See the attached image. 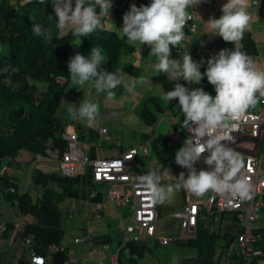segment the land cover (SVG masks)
I'll list each match as a JSON object with an SVG mask.
<instances>
[{
    "label": "trees",
    "instance_id": "1",
    "mask_svg": "<svg viewBox=\"0 0 264 264\" xmlns=\"http://www.w3.org/2000/svg\"><path fill=\"white\" fill-rule=\"evenodd\" d=\"M114 1L116 3L110 9L113 12L112 18L122 26L123 7L128 9L131 0H112ZM136 1L137 7H140L139 1L145 4V0ZM217 1L208 0L201 5L209 6ZM54 15L52 5L46 1L41 4L39 0H0V70L10 66L8 72L0 71V105L7 107L5 118L0 119V125L4 127V131L0 133V169L6 161L17 162L21 153L44 158L49 152H57L58 157L62 158L68 149L66 132L70 126H73L82 145H92L86 152L89 158L92 160L98 158L96 151L100 150L99 145L105 144L104 139L99 141V134L91 128L87 129L75 124L72 118L58 115L63 99L70 90L67 62L71 57L81 54L87 58L91 48L99 46L105 50L106 64L103 66L105 70L111 72L122 69L125 83L126 78H137L142 72V65L136 67L131 62L136 47L123 34L103 27L102 31L97 30L86 37H80V40L72 35V29L60 37L55 27ZM101 20L104 26V21L102 18ZM32 22H39L46 28H51V42L33 36ZM240 43L243 45L242 50L255 61L258 49L250 30L245 32ZM219 45L221 49L234 47L232 43L224 42L222 38H219ZM196 50L188 53L193 57L195 54L204 55L196 53ZM142 62H145V59ZM206 67V64L201 67L202 73ZM13 68L18 71L13 73ZM60 78L63 79V83L58 82ZM9 80L11 83H8ZM36 81L44 84L42 89L36 85ZM196 88H202L214 97V88L206 77ZM124 90L123 86H118L114 91L120 95ZM177 105L178 100L167 104L158 96H149L142 103L138 113L140 122L152 129L150 134L140 133L138 137L143 143L148 144L153 160L161 167L175 165V152L188 138L179 117H175L170 134L157 132L156 124L159 118L171 116L169 109H179ZM262 106L260 103L247 113L257 114ZM85 167L83 174L73 176H65L60 172L45 173L37 169L34 186L39 188L35 201L27 192L18 195L11 193L8 179L0 178V192L13 209L15 216L13 222L3 224L5 232L2 239L8 240L9 232L15 225L20 228L13 243L21 254L14 264H33L32 251L43 257L44 264L72 263L70 250L64 245L68 231L65 218L64 221L62 219L64 205L83 200L94 206L102 199V193L96 191V188L100 187L99 184L93 182L91 165ZM181 170L187 174L186 169ZM177 182L160 181L162 185H174ZM180 191L185 201V190ZM163 205L164 203H156L158 218L163 217L161 214ZM88 213L90 216L91 212ZM228 215L222 214L214 221L205 211L199 213L195 237L175 241L179 246L189 248L193 252L191 256L185 257L181 264H226L222 253L234 239L229 231L230 225L225 226L223 222L230 218ZM250 233L254 239L252 247L257 252L252 256L251 264H264V227L253 224ZM79 243V240H75L76 245ZM52 246L58 249L50 253L48 250ZM148 252L150 253V247L141 239L127 240L118 251L116 264H139ZM230 261L236 264L243 263L235 254L230 257Z\"/></svg>",
    "mask_w": 264,
    "mask_h": 264
},
{
    "label": "clouds",
    "instance_id": "2",
    "mask_svg": "<svg viewBox=\"0 0 264 264\" xmlns=\"http://www.w3.org/2000/svg\"><path fill=\"white\" fill-rule=\"evenodd\" d=\"M39 2L44 4L45 0ZM207 2L151 0L147 6L137 7L133 4L122 17L120 29L123 36L131 43L149 47V55L155 58L154 69L158 74H165L169 81L183 80L187 84H199L206 77L215 91L213 97L202 88L189 90L177 82L173 90L163 92L168 104L178 100L177 106L183 116L181 126L189 130L192 136L186 138L175 152V164L186 169L187 173L181 172L176 184L162 185L160 175L155 170L136 177L153 204L165 203L180 190L197 197L212 191L240 200L251 199V185L242 176L244 158L229 146L235 143L231 133L239 130L242 117L249 109L264 103V71L258 70L253 57L242 50L243 45L240 43L251 27L250 0H227L220 9V17H210L207 21L210 35L219 36L234 47L222 49L209 58L203 73L201 67L205 62L193 61L188 51L178 59L169 58V46L178 47L185 39V26L192 19L190 10ZM254 2L258 10L260 0ZM51 3L56 17L55 27L63 30L69 24L72 25V35L79 40L97 30L102 31L104 26L101 18L108 16L113 6L112 0H94L92 3L87 0H51ZM31 32L33 36L51 42V28L32 22ZM201 46H204L203 43ZM105 64V50L94 46L87 58L76 54L69 59L67 79L80 87L91 82L97 93H106L109 99L116 95L114 90L118 86L134 92L137 84L145 82L144 77H137L132 78L131 85L126 84L122 69L109 72L103 67ZM9 67L0 71L8 72ZM17 71L12 69L13 73ZM68 112L73 119L81 118L90 123L99 114V105L83 101L78 107L71 104ZM198 161L208 166V170H198L195 167Z\"/></svg>",
    "mask_w": 264,
    "mask_h": 264
},
{
    "label": "built area",
    "instance_id": "3",
    "mask_svg": "<svg viewBox=\"0 0 264 264\" xmlns=\"http://www.w3.org/2000/svg\"><path fill=\"white\" fill-rule=\"evenodd\" d=\"M151 0H145V6L150 4ZM123 15L128 11L123 7ZM192 19L185 26V39L181 44L187 45L188 42L197 32L198 19L194 15L193 8L190 10ZM170 51L179 54L182 53L180 46H169ZM201 53V52H199ZM198 53V54H199ZM59 83H63V79H58ZM262 109L257 114L246 113L239 122V130L232 132L235 143L230 144L234 150L239 152L243 158L245 167L242 170V176L246 177L251 185V199L240 200L230 195L221 196L215 192L209 191L203 196L197 197L186 191V201L179 211L171 217L180 223L183 235L186 239L195 237L198 215L202 211L208 214V217L214 221L222 214H229V219L223 222L230 225L229 231L233 235V241L229 247L224 250L222 256L226 260V264H236L230 261L232 255H236L243 263L251 264L252 256L257 252L254 251L252 243L254 239L250 233V227L258 218V211L264 203V175L261 173V167L264 164V153L261 152V142L264 138V103ZM175 122V121H174ZM107 134L105 129L100 131V138L103 139ZM188 138L192 133L186 129ZM66 140L68 141V149L59 158L57 152H49L52 159L58 162V171L65 176H73L75 174V166L77 163L83 165H91L93 174V182L97 184L110 185H130L131 189L128 193H120L118 191H109L106 198L110 202H120L125 200L130 206V216L128 225L125 229L123 244L127 240L138 241L140 236L135 235L137 231H143L148 237H154L156 226L158 223L156 204H153L148 193L143 189L138 181H133L127 162L138 156L139 149L145 156L149 155V148L144 143L138 148H131L117 158H100L90 159L86 154L82 143L78 140L76 132L67 130ZM206 155V154H205ZM198 170H208V166L198 161L195 164ZM7 168L3 166L0 169V178L6 177ZM13 193V189H10ZM20 228L15 225L9 232L8 240L13 241ZM5 232L4 225L0 229V235ZM161 243H170L167 239L160 240ZM29 243H27L28 245ZM57 247L52 246L48 252L57 251ZM31 261L33 264H44L43 257L31 252ZM111 261L116 264V257L112 256ZM72 264V263H71Z\"/></svg>",
    "mask_w": 264,
    "mask_h": 264
},
{
    "label": "crops",
    "instance_id": "4",
    "mask_svg": "<svg viewBox=\"0 0 264 264\" xmlns=\"http://www.w3.org/2000/svg\"><path fill=\"white\" fill-rule=\"evenodd\" d=\"M226 2L227 0H218L212 5L203 6L204 8L203 7L193 8L194 15L199 21V27L197 29L196 34L193 36V39L191 40V44L189 47L188 44L179 45L181 50H183L182 54L185 51L188 52L191 51L190 47L192 45L196 46L195 48L197 49L196 53L201 52V54L205 55V56L201 55V57L211 58L212 56L216 55L220 50H222L219 45L220 37L216 35H210L209 34L210 29L208 28L206 23L210 17L217 19L220 17V15L222 14L220 9L222 5ZM249 12L251 15L250 31L253 35L254 41L258 49V57L255 59V63L258 70L264 71V0H260V6L258 10L256 9L254 0H250ZM202 43L204 46H201ZM194 57H198V55L195 54ZM135 60L136 59H134V61L131 60V62L134 63ZM115 117H117V115ZM175 117L178 118L179 116L175 115ZM175 117L172 116V118H169V122L174 123V121L176 120ZM70 129L74 131L73 126L72 127L70 126L69 130ZM106 131H107V135L104 138L105 144L102 146L99 145L98 148L100 150L96 151V155H97L96 157H98L97 159L117 158L123 152L131 148H136V147L138 148L140 146L138 144L137 145L129 144L127 146H124V140L122 134L121 137L118 138L119 135L115 134L114 136H110V132L108 130ZM140 133L141 132L134 131L133 138H137L140 140V138L138 137ZM145 144L148 146L147 143ZM91 146L92 145L89 146L83 145L85 152H87L88 147ZM261 152L264 153V138L261 142ZM140 155H142L143 158H149L150 152L148 156H145L143 153L142 154L138 153V156L134 157L128 162L134 160L138 165H141V161L139 160ZM128 162L127 165L129 167L132 180L137 181L136 179L137 176H134V173L131 172L132 170ZM77 165L78 163L75 166V174H80V175L83 174L85 172L86 167L84 170H82L81 166L77 167ZM4 166L7 168L5 176L10 182L11 189H13L14 193L16 194H22L25 192L30 194L29 191L31 188H34L36 194L38 193L39 187L34 186L35 172L37 171V169L42 170L45 173L59 172L57 160L52 159L49 153L44 158L40 156L33 157L27 153H21L17 159V162L6 161L4 163ZM170 180L171 179L168 178L160 179V181H170ZM99 186L100 187L96 188V191L102 193V199L99 203L95 204L94 206L93 204L91 205L87 201H83V200H77L71 203H66L64 205L63 214H64L66 226L67 228H69V232L70 233L72 232L71 236L66 235L64 245L66 248L68 247L70 250L69 253L70 256L72 257L71 260L72 264H113V262L111 261V257L115 256L117 258L118 251L123 245V241H122L121 246L117 247L119 241L124 239L125 236V232L123 231L124 229H126L128 219L131 213L130 206L128 202L125 200H121L120 202H110L107 200L106 195L108 194L109 191H118L122 194L124 193L129 194L131 187L130 185L127 184L125 185L99 184ZM112 187H116V188H112ZM104 190L106 191L105 194H104ZM172 198L173 199L169 201L170 204H168V202L166 201L163 205V208L161 209V214L163 215V217L161 216V218L160 217L158 218L155 235L158 232L161 222L166 220L165 217L166 214L170 213L168 218L173 220L171 216L177 211H179L181 207L185 204L186 194H185V201H183L181 191H177L172 196ZM1 203L2 201L0 197V204ZM171 207L175 209H172ZM262 208H264V203L261 209L258 211V218L254 223V226L258 225L264 227V209ZM88 211L91 212L90 216L89 213L87 214ZM5 223L8 222H4V224ZM120 232L124 233L123 238H122L123 234L119 236ZM135 235L140 236V239L142 240L141 231H137ZM154 237H149V238H154ZM184 239L186 238L183 235V238H181V240ZM75 240H79L80 243L76 245ZM0 241L3 242L0 243V247L5 248L7 251V252H3V251L1 252L0 264H8L10 262L14 264L17 258L21 254L19 253V249L15 248V245L13 241H11V239L3 240L2 236L0 235ZM149 241L150 240H148L147 242ZM144 242L147 244L146 241Z\"/></svg>",
    "mask_w": 264,
    "mask_h": 264
},
{
    "label": "rangeland",
    "instance_id": "5",
    "mask_svg": "<svg viewBox=\"0 0 264 264\" xmlns=\"http://www.w3.org/2000/svg\"><path fill=\"white\" fill-rule=\"evenodd\" d=\"M45 1L47 2V4L52 5L51 0H45ZM87 2L92 3L94 2V0H87ZM136 2H137L136 0H131V3L130 4L128 3L127 10H129L133 4L136 6ZM142 2L143 1H139V6L143 5ZM115 3H116L115 1L112 2V5H114ZM196 7L202 8L203 6L200 4ZM97 12L98 13L100 12L99 7H97ZM112 14L113 12L112 10H110L108 16H103L104 27L106 29L114 30L119 34H122L120 29L122 26L121 24H117V21L114 18H112ZM72 28L73 26L69 24L63 30L58 29L57 34L60 37H62L66 35V33ZM132 44L137 49L136 54H134V58L131 59L132 61L136 59L135 62L132 64L136 67L142 65V72L138 77L145 78V82L143 84H137L134 89V92H129L125 89L122 94L120 95L116 94L113 98L109 99L106 93H97L95 88L92 86L91 82H86V84L83 87L73 85L70 82L69 84L70 90L63 99L62 106L58 110V115L64 118H72V116L68 112V109L71 106V104H74L76 107H78L79 104L83 101L97 103L99 105V114L97 115L94 121L89 123L85 119L76 118L74 119L75 121L73 122L87 129L91 128L99 135L102 129L108 130L110 132V136H114L116 134L119 135L118 138H120L122 134L124 140V146H127L129 144L141 145L143 143L141 139L139 140L137 138H133L134 131L150 134L152 130L151 128H148L145 125H143L138 117L140 107L142 103L145 101V99L148 98L149 96H158L166 102L163 92L166 93L168 91L173 90L175 83L179 82L185 87L189 88V90L195 89L198 84H187L183 80L169 81V79L165 74L163 73L158 74L155 71L154 64L156 61L154 57L149 55L150 52L149 47L147 45L140 46L139 44H134V43ZM195 48L196 46L192 45L190 47V50L194 51L193 49ZM143 54L146 55L143 56ZM182 55H183L182 53L176 54L171 51V55L169 58L178 59ZM191 57L195 62L204 61L205 63L202 65V67L205 66L206 61L208 60L207 58H203L201 56L193 57L191 55ZM144 59L145 62L141 63V61H143ZM132 78L135 77L126 78L127 79L126 84L131 85ZM35 83L40 89H42L44 86V84L41 82L36 81ZM171 102H169V104ZM6 108L0 105L1 120L3 117L5 118L6 116ZM169 113L171 116H166L165 118L162 117L159 118L156 124L157 132H164L169 134L171 133V130L173 128V123L169 122V118H172V116L173 117H175V115L179 116V118L183 120L182 113L180 112L179 109L170 108ZM112 114L114 115V117ZM116 115L117 117H115ZM3 131H4L3 125H0V133ZM102 140L103 139L101 138L99 139V141ZM139 153L142 154V149H139ZM139 160L141 161V165H138L134 160L128 162L132 170L131 172L134 173V176L143 175L151 170H155L160 175V179L168 178L173 181H178L177 178L179 177V174L182 172L181 167H179L176 164L169 167L156 166L151 154L149 158H143L142 155H140ZM78 166H81L82 170L85 169V166H83V164L81 163H78L77 167ZM261 173L264 175V164L261 167ZM112 188H116V187H112ZM105 190H104V194L106 193ZM29 192H30V196L32 197V200L35 201L36 192L34 188H31ZM0 197L2 201V203L0 204V229H1L4 222L11 223L14 221V211L12 210V208H10V205L4 201L1 192H0ZM171 199L173 198L171 197L167 200L168 204H170L169 201ZM169 215L170 213L165 215L166 220L161 222L158 232L156 233L154 238H149L144 234L143 231L141 232L143 241L147 242L148 240H150L149 242H147V245L150 247V253L148 252L145 255V257L139 261V264H181V261L185 257L191 256L193 254L191 249L181 247L175 242L176 240L181 241V238H183V231L181 229L180 223L178 221L175 220L173 221L169 219L168 218ZM62 219L64 221V216H62ZM67 230L68 231L66 235L71 236L72 232L71 233L69 232V228H67ZM123 232H125V229ZM123 232L122 233L120 232L119 235L121 236V234H123L122 238L124 236ZM162 239H167L168 241H170V243L163 244L160 242V240ZM122 241L123 239L119 241L117 247L121 246ZM0 243L3 242L0 241ZM2 251L7 252L5 248L0 247V254Z\"/></svg>",
    "mask_w": 264,
    "mask_h": 264
}]
</instances>
